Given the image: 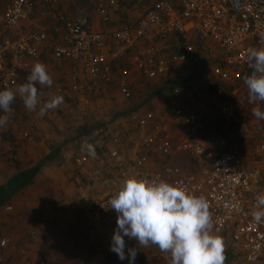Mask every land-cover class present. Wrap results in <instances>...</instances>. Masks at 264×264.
<instances>
[{"label":"built area","instance_id":"obj_1","mask_svg":"<svg viewBox=\"0 0 264 264\" xmlns=\"http://www.w3.org/2000/svg\"><path fill=\"white\" fill-rule=\"evenodd\" d=\"M58 1L43 0L50 7H54ZM117 4L118 0H107V3L97 0L95 7L108 20L109 11ZM34 10L33 0H12L0 15V87L4 90L16 89L28 82L23 74L31 68L29 59L39 56L40 43L47 40L46 31H31L17 38L2 37L28 20ZM54 20L64 30V42L54 48V59L59 62H80L83 72L92 79L111 81L112 65L105 52L109 33L92 31L86 26L85 20L72 21L61 14L55 13ZM189 30H194L200 38L213 43L207 45L204 42L203 49L214 56L208 67L214 84L204 95L203 101L195 107L196 110L177 107L172 122L195 125L202 109H207L209 114L207 111L206 114L210 117L215 114V118H219L218 113H221V118L227 120L246 106L262 108L261 102L250 103L242 97L233 98L230 102L224 101V85L244 82L242 68L249 66V50L264 48V0H181V9H177L171 0H154L141 19L115 31L112 36L126 49L143 39L151 38L154 31L165 38L170 33L184 34ZM185 48L172 55L170 62L161 55L162 49L155 45L139 51L137 66L140 74L148 79H155L168 73L170 63L187 62L190 59L194 45L190 43ZM119 90L127 98L132 96L128 78L120 80ZM84 91L82 84L73 79L69 86H59L56 93L82 94ZM183 92L180 85L173 88L177 99L182 98ZM129 118L138 128L150 127L144 133L142 143L145 153L130 159L132 164H126L125 155L114 148L110 150V161L117 167V171L110 178H103L102 165L93 170V177L103 178V184L108 186L109 200L120 190L124 181L132 177L176 185L188 194L202 196L207 200L212 217V233L229 235L230 241L240 249L245 264H264V220L257 222L252 215L258 195L264 194V185L258 172L241 168L242 159L230 148L228 139L219 136L211 143L200 135H192L190 139H183L180 144L175 145L169 135L168 123L151 124L150 117L141 109L132 111ZM255 130L258 134L256 152L264 155V123L256 124ZM98 131L105 133L107 130L101 127ZM113 136L118 139L120 133L115 131ZM177 150L199 159L198 172L186 171L177 164H167L160 170H145L151 161L150 151L169 157ZM86 158H75L78 169L85 168ZM6 210H11V206L8 205ZM113 213L117 221V213L114 210ZM37 230L32 227L27 233L34 238L38 234ZM47 244L53 245L54 240L49 239ZM7 245L8 240L2 239L1 246ZM39 264H52L46 251Z\"/></svg>","mask_w":264,"mask_h":264},{"label":"crops","instance_id":"obj_2","mask_svg":"<svg viewBox=\"0 0 264 264\" xmlns=\"http://www.w3.org/2000/svg\"><path fill=\"white\" fill-rule=\"evenodd\" d=\"M33 1L35 2V10L31 17L15 27L12 31L2 35V37L7 36L10 38H17L20 35L26 34L31 31L47 32V40L40 43L41 47L39 56L29 59L31 68L30 70L24 72V79L27 80L35 63L39 62L46 66L48 72L53 78L54 83L51 87L41 86L38 83L35 85L38 89L41 103H45V101L50 99L53 95H57L56 91L59 86H69L72 83L73 79H76L77 82L81 83L85 88V91L82 94H73L67 92L63 95H59L63 97V103L56 109H53L55 110L54 113L49 110L45 115L39 116L37 112H32L33 115L36 116V119L38 121L36 122L39 123L38 128H41L40 134L42 136L44 135L42 131H44V129L46 130V128L48 129L49 125L58 128H60L61 126H65L64 123H61V117H58V113L62 112L64 113V115H68L70 108L77 107V105L79 107H83L84 109L89 108V110L93 112L91 113L92 115H84L82 113H79V115L83 118L88 117L91 119L104 117L105 113L108 112L106 110L107 108H109L110 110L115 109V111L120 110L122 106H124L123 98L125 96L121 93V91L119 93V91L117 90L119 88L114 89L113 86L109 85L108 83H112V81L114 80L115 85L119 87L120 80L123 77H126L129 79L132 85L133 81L135 80L131 75L128 76L126 72L133 73L135 71L140 79L155 81V79H161L162 76H166L167 74H169V72L171 73V71H173L172 69L183 66L187 67V69L189 68L188 66L190 64V59L186 63H170L169 72L166 74H162L158 78L148 79L144 77L142 74H140L141 72L138 69L137 60L139 51L145 50V48L149 47L150 45H155L162 49L161 55L169 59L170 62L172 55L186 49L185 47L190 43L194 45L195 48L199 46L202 49L205 45L204 42H206L207 45L213 44L209 40L200 38L194 30H189V32L184 34L173 32L168 34V37L166 36L165 38L161 37L158 31H154L151 38L143 39L139 41L137 45L134 44L133 46L127 47L126 49L123 48V46L118 41H116V39H114V37L112 36L113 33L124 28L126 25L141 19L145 15L148 8L152 5L154 0H118L117 6L109 11L108 20H106L96 10L95 4L97 0H59L54 5V7L46 5L43 0ZM104 1L107 3V0ZM11 2L12 0H0V15L4 13ZM171 2L177 9H181V0H171ZM55 13L65 15L68 20L72 21L78 19L85 20L86 26L89 27L92 31L109 33L105 52L107 53L108 61L112 65L111 81L106 82L100 79H92L90 76L83 72L80 62H73L71 60H64L59 62L54 59V48L57 46V44H61L64 42V30L61 29V25L54 20ZM217 47L218 46L216 45V50ZM194 54L192 53L191 56ZM213 58L214 56L209 55L208 60L212 61ZM121 64H124V66H121ZM136 70H138V72ZM242 70L245 77L249 76V74H251V72L253 71L251 68H249V66L245 67L244 69L242 68ZM123 71L125 72L123 73ZM181 74L185 76V72H181ZM175 86L171 87L169 95L170 97L168 98V102H172V107H167L168 105L165 104L166 102L164 101L160 104H155L157 106V108H155L156 112H148L149 110L147 111L146 109H142V111L148 117H153L152 120L150 118L152 122L151 124H154L155 122L168 123L169 135L173 138L175 145H178L182 142L183 139H190L191 137L181 135L183 133L180 132L179 128L185 125L184 123L175 124L172 122V120L174 119L175 109L179 106H182L186 110H196L195 107H197V105H199L204 99V93H202L200 97H198V95L197 97H194L195 92L193 91V89H184L182 87L184 90L183 96L182 98L177 99L173 94V88ZM212 88L213 85L208 90H211ZM224 88L226 91L224 101L226 102H230L233 98L236 97H242L247 101L249 100L248 88L244 82L236 85L225 84ZM0 89L2 88L0 87ZM122 95L124 97H122ZM77 102L79 103L76 104ZM261 103L262 109H264V102ZM167 108H169L168 111H166ZM252 109L253 106H246L244 110H237L234 116H231L227 119L228 121H235L244 126L246 130L245 143H247L248 145H246L245 148L237 145H232L229 139H227L230 148H232L242 159L241 168L248 171L258 172L261 177L262 185H264V155H260L256 152L258 134L255 130V125L260 122L264 123V120H258L257 118H255L252 115ZM200 112L204 114V111L200 110L198 115L200 114ZM207 113L209 114L208 110ZM6 115L9 114H3V116ZM116 115L117 114H115V116ZM115 116L114 118L116 120L115 123H113V128H111L110 130L108 129L106 131V134L102 135H110V142L112 146H110L109 149L111 150L117 148L121 152L122 146H125L129 140H132V135L127 137L126 134L127 132H131L132 129L134 131L139 130L142 132L141 148H143L142 143L144 139V133L146 131H149L150 127L148 126L146 129L138 128L135 126V123L130 120L129 116L126 118L118 115L117 117ZM218 116L222 117L221 113H218ZM211 117H215V114ZM29 122L31 121L28 120V123ZM115 131H118L120 133V138H114L113 134ZM42 136L40 140L30 141L26 144H13L11 140L3 141L0 136V185L5 184L14 174L22 170L34 167L35 165H37V162L43 158V156H46V139L44 136ZM123 136L124 138L126 137V142H123ZM201 137L209 142H215L219 138V136H215L212 139L211 137ZM14 145H16L17 147H14ZM133 151H135V149ZM142 153H145L143 149H141L138 155H131L129 157V154L124 152V155L126 157V164H132L130 159L136 158ZM171 156H182L190 159V162H188V164L186 162H183L182 160L177 164L183 167V169L186 171L196 173L200 169L199 159L191 157L185 151L177 150ZM182 157H179L177 159H183ZM150 163H148L147 166H149ZM99 165L101 164H97V166ZM150 166L153 167L154 164H151ZM152 167L149 168H151V170H160L163 168H159L156 166H154L153 168ZM94 168H96V166ZM43 170H45L44 167L41 171ZM114 171H117V169ZM114 171H112L111 175ZM45 176L47 175H43V173L41 174L40 172L32 184L28 185L20 192H18L14 196V198L6 205V207L10 205L11 210H6V207H4L0 211V231L3 233L0 234V236H4L7 233L9 236L7 245L8 247H2L0 243V264H39V260L44 254V252L41 251L39 247L41 246L42 248H46V244L43 240H41L43 239L42 237L45 236L47 239L51 238L54 240V245H47L48 248L44 250L50 255L53 264L54 262H57V260H59V262L63 264L74 263L71 258H60L61 256L72 257L73 254L69 253V255H67L66 251L62 249H64V247H67L64 243L65 240L67 241V243L74 244V240L77 234L75 233V228L71 229V227L72 225L78 226L77 224H80V221L76 219L72 222L68 221L69 217L65 216H70V214L65 213L63 210L65 208L63 207H70L72 210H74L70 211V213L74 214L75 212H77L76 209L79 207V202L77 203L74 201H68L67 199V201H61L65 199L63 195H67V197L68 194L70 195V187L69 189L64 191V193L59 191L55 195L56 197L54 196L53 202L51 199H48L49 191L45 182H42ZM32 227L38 229L39 240H37L40 243L36 244L29 242V235L27 233V230ZM17 230L21 231L18 232ZM70 230L71 232L68 233V231ZM76 230L78 231V228H76ZM2 239L7 238H1L0 242L2 241ZM227 239L229 240L230 244L236 247V250H239V248L230 241L229 235H227ZM59 241L62 242L61 247H59L58 245ZM106 248H108V246L98 247L97 255L106 254ZM23 250L28 251V255L21 253V251L23 252ZM37 250H39L40 252L39 255L35 253ZM97 264L102 263L100 262Z\"/></svg>","mask_w":264,"mask_h":264},{"label":"rangeland","instance_id":"obj_3","mask_svg":"<svg viewBox=\"0 0 264 264\" xmlns=\"http://www.w3.org/2000/svg\"><path fill=\"white\" fill-rule=\"evenodd\" d=\"M192 53L195 54L191 56ZM210 53V51L202 49L199 46H197V48L194 47V51L190 53V64L188 69L182 65L183 67L172 69L173 71H171V73L169 72L166 76H162L161 79H155V81L140 79L135 71L133 73L126 72L127 75H131L135 81H133L131 85L132 96L127 98L122 95V97H124V106H122L120 110L115 111V109L110 110L107 108L106 110L108 112L105 113L104 117L91 119L88 117L83 118L79 113L92 115L91 113L93 112L89 110V108L84 109L77 105V107L70 108L68 115H64V113L59 111L61 113H58V117H61V123H64L65 126L58 128L49 125L48 129L46 128V130L44 129V131H42L44 133L43 136L46 139V156H43L37 164L44 163L45 170L41 171V174L43 173V175H47L42 182H45L49 191L48 199H51L53 202L54 196L59 191L64 193V191L70 187V195L68 194V197L67 195H63L65 199L61 201L68 200L77 203L79 202V207L76 209L77 212L74 214L70 213V211H74L70 207H63L65 208L63 209L64 212L70 214V216H65L69 217L68 221L72 222L76 219L80 221V224H77L78 226L72 225L71 227V229L75 228V233L77 234L74 244L67 243L65 240L64 243L67 247L62 249L66 251L67 255L70 253L75 256H61L60 259L71 258L74 262L73 264H97L100 262L102 264H122L118 256L110 250L111 238L116 228V220L114 219V213L109 203L108 186L103 184V178H110L112 171L116 170L117 167L112 166V161H110L109 147L112 146L110 135L102 136L103 134H106V132L100 133L98 130L101 127H104L106 130L113 128V123H115L116 120L114 118L115 114L126 118L132 110L146 109L147 111L149 110L148 112H156L155 108H157V106L155 104H160L164 101L166 102L165 104L168 105L167 107H172V102H168V98L170 97L171 87L175 85H180L184 89H193L195 92L194 97H197V95L200 97L202 93L205 95L206 92L209 91L208 89L214 84L213 77L212 75L210 76V73L208 72L210 63L208 59L209 55H211ZM121 66H124V64H121ZM136 71L138 72V70ZM124 72L125 71H123V73ZM181 72H185V76H183ZM108 84L112 85L114 89L119 88L115 85L114 80L112 83L110 82ZM117 90L120 93V90ZM78 103L79 102L76 104ZM10 108L11 110L6 113L9 115L6 116H3L5 113L0 111V117H6L7 120L4 125L0 126V136L3 141L11 140L13 144H26L30 141L40 140L42 136L40 134L41 128H38L39 123H37L36 116L26 109L24 102L19 95H16ZM168 110L169 108L166 109V111ZM202 110L204 111V114L200 112V122L198 121L195 125L185 124L181 127L179 126L180 128L178 127L180 132L183 133L181 135L186 137H191L192 135L202 136L204 130L200 126V123L206 116L210 117L206 114L207 110ZM51 112L54 113L55 110H51ZM117 115L115 117H117ZM150 118L152 120L153 117ZM28 120L32 123L29 122V124ZM227 126V138L232 145L245 148L248 144L245 143L246 130L244 126L235 121H230ZM126 134L127 137L132 135V140H129L125 146H122L121 153L124 154V152H126L129 154V157L131 155H138L142 149V132L139 130L134 131L132 129L131 132H127ZM208 137H211L212 139L215 136L209 135ZM126 140L125 137L123 142H126ZM85 143L94 145V156L89 155L87 150L82 147ZM211 143H214V141H211ZM14 147L17 146L14 145ZM134 149L135 151H133ZM79 156H85L88 159L84 169H78L75 165V158ZM150 157L151 163L145 169L147 171L151 170V168H149L152 167L150 166L151 164L160 168L169 163L178 164L181 160L187 164L190 162V159L186 157H167L164 155H157L153 151L150 152ZM179 157H182L183 159H177ZM99 163L104 168L103 178H94L93 170ZM76 228H78V231ZM17 231L19 232L21 230ZM70 232L71 230L68 231V233ZM37 233L39 234V232ZM0 234L3 233L0 231ZM38 234L34 238L28 236L29 242L36 244L40 243L38 241ZM5 235L0 236V240L1 238H7V240H9L8 233ZM213 235L218 236L223 241V254L225 256L224 264H244V258L240 249L236 250V247L230 244L225 233H215ZM42 238L43 239L41 240L46 244L43 243L46 248H42L41 246L39 248L41 251L45 252L44 250L48 248L47 243L49 239H47L46 236ZM125 240L128 247H135V250L137 251L135 264H170V253L161 252L157 246L149 245L144 247L135 240H128L127 238H125ZM58 245L61 247L62 242L59 241ZM103 246H108V248L105 249L107 251L106 254L97 255L98 247ZM21 253L28 255V251L26 250H23V252L21 251ZM35 253L38 255L40 254L39 250ZM54 264L63 263L57 260ZM123 264H128L127 260H125Z\"/></svg>","mask_w":264,"mask_h":264},{"label":"clouds","instance_id":"obj_4","mask_svg":"<svg viewBox=\"0 0 264 264\" xmlns=\"http://www.w3.org/2000/svg\"><path fill=\"white\" fill-rule=\"evenodd\" d=\"M249 68L253 71L244 79L249 102H264V48L250 49ZM28 82L16 89L0 90V111L7 113L16 95L22 98L27 110L43 116L63 103V97L53 95L41 103L37 83L51 87L54 83L46 66L35 63ZM252 115L264 120V109H252ZM7 122L0 117V126ZM89 155H95L90 143L82 146ZM117 213L116 228L111 238L110 250L122 262L135 264L137 251L128 247L125 238L141 246L155 245L161 252L170 253V264H224L223 241L212 234V217L207 200L188 194L166 181H145L128 178L109 201ZM253 220H264V194L258 195Z\"/></svg>","mask_w":264,"mask_h":264},{"label":"trees","instance_id":"obj_5","mask_svg":"<svg viewBox=\"0 0 264 264\" xmlns=\"http://www.w3.org/2000/svg\"><path fill=\"white\" fill-rule=\"evenodd\" d=\"M228 123H230V121L221 117L215 118L206 116L200 123V126L204 130L202 136L208 137L211 135L227 138ZM43 167L44 163H38L32 168L14 174L5 184L0 185V211L6 207L18 192L35 181Z\"/></svg>","mask_w":264,"mask_h":264}]
</instances>
